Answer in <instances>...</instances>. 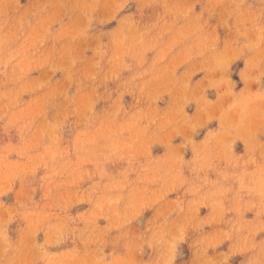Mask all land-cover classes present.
Segmentation results:
<instances>
[{"label":"rangeland","instance_id":"obj_1","mask_svg":"<svg viewBox=\"0 0 264 264\" xmlns=\"http://www.w3.org/2000/svg\"><path fill=\"white\" fill-rule=\"evenodd\" d=\"M0 264H264V0H0Z\"/></svg>","mask_w":264,"mask_h":264}]
</instances>
